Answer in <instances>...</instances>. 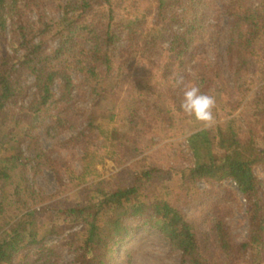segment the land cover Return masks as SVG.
Instances as JSON below:
<instances>
[{"label": "trees", "instance_id": "obj_1", "mask_svg": "<svg viewBox=\"0 0 264 264\" xmlns=\"http://www.w3.org/2000/svg\"><path fill=\"white\" fill-rule=\"evenodd\" d=\"M180 77L215 97L216 123L186 137L189 166L167 171L149 158L147 141L171 137L187 116ZM41 130L54 141L71 134L58 141L67 152L46 151ZM106 151L132 166L101 175ZM258 166L264 0H0V264H21L39 244L59 258L43 244L58 221L70 229L62 244L73 256L68 264H113L146 224L163 234L179 264H264ZM42 167L74 191L45 204L50 197L44 202L33 178ZM224 179L248 202L241 241L212 201ZM184 199L193 216L179 204Z\"/></svg>", "mask_w": 264, "mask_h": 264}, {"label": "rangeland", "instance_id": "obj_2", "mask_svg": "<svg viewBox=\"0 0 264 264\" xmlns=\"http://www.w3.org/2000/svg\"><path fill=\"white\" fill-rule=\"evenodd\" d=\"M145 2L148 4L150 0H145ZM249 2L252 4H258L260 0H249ZM49 13L58 16L60 15V13L54 8L50 9ZM212 14L213 17L215 13ZM32 15L33 18H36L34 13ZM224 22H227L226 19ZM74 77L76 80H79L80 78L78 75H74ZM258 78L259 77L257 76L256 80H258ZM33 81V77H30L28 83L32 84ZM114 97L119 99L117 96ZM114 103L115 99L113 100V104ZM22 105L24 106L22 100H17L15 107H18L20 110L23 107ZM203 127L204 126L201 122L196 119H192L189 115L185 116L184 119H181L178 122V125L174 130V135L171 137L163 139L161 136H155L152 140L149 139L147 141V144L150 146V148L147 147L148 149L146 150L147 154L150 156L149 158L154 162H158V164L167 171L172 170L173 168L177 169L182 166H189L191 154L185 146L187 144L186 137L190 134V132ZM40 133L42 134L40 145H42L46 151L56 150L55 152L57 154L60 151L63 153L67 152H65L62 147H59L60 142L58 141L64 142V140L70 137L71 134H60L57 136L59 139L54 141L52 140L53 138H51L49 134H46L44 130H41ZM38 141L39 140H37V143ZM25 151H27V155H32V151H29L26 147ZM55 152L52 151L53 155H57ZM107 152L108 151L104 152V154ZM78 158L79 153L77 151L72 152L70 160L73 163H78ZM103 160L105 161H103L104 163L97 162V168L100 171L99 173L103 176L119 173L126 167L132 166L133 162L130 161L120 165L113 159L109 158L106 154ZM91 165L94 166V161ZM175 169L171 174L172 180L179 178L175 174ZM256 173L264 185V166H258L256 168ZM55 176L54 171L47 167H42L33 175V178L36 179L38 189H41L44 192V202H46L47 198L50 197L48 201H51L45 203L48 205H50L54 200L64 199L65 196L74 191H71L72 189L63 185L65 183L58 181ZM7 184L11 186L13 182H7ZM209 185L210 184L203 182L200 184V187L206 188L209 187ZM215 189L220 191V195L218 198H213L212 201L221 202L223 212L226 214V218L231 226L235 240L241 241L247 238L249 231L248 202L240 187L233 179H224L223 185L216 184ZM179 204H183L188 216L194 215L195 207L189 205L185 199L184 201L182 200L179 202ZM65 226V224L58 221L56 226L58 230L57 233L46 238L43 243L46 244V246L54 247L57 252H54V254L58 255L59 258H53L51 256V249H40L41 244H39V246H34L30 252L25 255V260L24 262H21V264H68L71 260H73L72 254L62 245L70 231V229ZM179 261L180 255L171 250L170 245L163 234L153 225L146 224L135 230L132 238L126 245L118 248L113 264H179Z\"/></svg>", "mask_w": 264, "mask_h": 264}, {"label": "clouds", "instance_id": "obj_3", "mask_svg": "<svg viewBox=\"0 0 264 264\" xmlns=\"http://www.w3.org/2000/svg\"><path fill=\"white\" fill-rule=\"evenodd\" d=\"M176 85L182 86L183 99L180 108L189 116L203 124L204 127H211L216 123L214 109L216 99L213 95L201 91L200 86L194 83H185L183 77L176 81Z\"/></svg>", "mask_w": 264, "mask_h": 264}]
</instances>
